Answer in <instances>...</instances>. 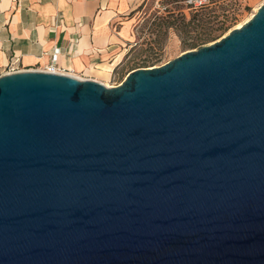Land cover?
<instances>
[{
	"label": "water",
	"instance_id": "obj_1",
	"mask_svg": "<svg viewBox=\"0 0 264 264\" xmlns=\"http://www.w3.org/2000/svg\"><path fill=\"white\" fill-rule=\"evenodd\" d=\"M0 264H264V4L112 87L1 74Z\"/></svg>",
	"mask_w": 264,
	"mask_h": 264
},
{
	"label": "crops",
	"instance_id": "obj_2",
	"mask_svg": "<svg viewBox=\"0 0 264 264\" xmlns=\"http://www.w3.org/2000/svg\"><path fill=\"white\" fill-rule=\"evenodd\" d=\"M143 5L144 0H0V75L17 61L22 70L53 64L56 71L103 82L130 50Z\"/></svg>",
	"mask_w": 264,
	"mask_h": 264
},
{
	"label": "rangeland",
	"instance_id": "obj_3",
	"mask_svg": "<svg viewBox=\"0 0 264 264\" xmlns=\"http://www.w3.org/2000/svg\"><path fill=\"white\" fill-rule=\"evenodd\" d=\"M262 4L264 0H214L194 11L184 0H144L138 14L142 21L135 28L130 50L102 81L118 85L136 68L159 66L210 44L255 14Z\"/></svg>",
	"mask_w": 264,
	"mask_h": 264
},
{
	"label": "built area",
	"instance_id": "obj_4",
	"mask_svg": "<svg viewBox=\"0 0 264 264\" xmlns=\"http://www.w3.org/2000/svg\"><path fill=\"white\" fill-rule=\"evenodd\" d=\"M184 2L187 5V7H189L191 10L199 11L211 5L214 2V0H184ZM58 51L59 49H55L53 59H56ZM20 70L22 69L19 68L17 61H14L13 63L9 65L5 73H13V72L20 71ZM47 70L56 71L53 64H51Z\"/></svg>",
	"mask_w": 264,
	"mask_h": 264
},
{
	"label": "bare ground",
	"instance_id": "obj_5",
	"mask_svg": "<svg viewBox=\"0 0 264 264\" xmlns=\"http://www.w3.org/2000/svg\"><path fill=\"white\" fill-rule=\"evenodd\" d=\"M254 14H252L247 20H245L243 23H240L237 27H240L241 25H243L246 21H248L252 16H253ZM107 75H109V74H107ZM107 86H109V87H112V86H114V85H110V84H106Z\"/></svg>",
	"mask_w": 264,
	"mask_h": 264
}]
</instances>
